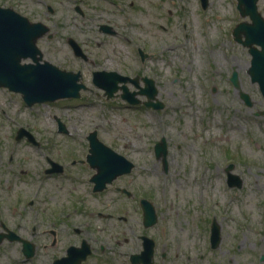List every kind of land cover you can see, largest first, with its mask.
Listing matches in <instances>:
<instances>
[{"label":"rangeland","instance_id":"obj_1","mask_svg":"<svg viewBox=\"0 0 264 264\" xmlns=\"http://www.w3.org/2000/svg\"><path fill=\"white\" fill-rule=\"evenodd\" d=\"M20 2L27 13L15 0H0L32 21L46 23L51 37L38 40L44 58L67 70L82 67L86 88L77 98L28 106L20 93L0 87L3 200L39 195L46 213L60 207L59 203L68 209L77 205L85 212L76 225L109 226L90 213L96 206L85 186L87 176L77 183L65 173L79 166L71 160L85 158L86 136L96 130L106 145L142 164L134 175L151 196L158 225L168 228V246L173 245L168 251L170 264H233V260L264 264L260 260L264 255V98L247 73L248 47L232 36L239 21H250L239 15L236 0H208L205 9L199 7V0ZM258 9L264 14V1ZM102 24H109L113 33L104 32ZM69 37L89 61L73 56ZM139 48L154 53L145 64ZM95 69L153 78L158 89L153 100L160 101L162 108L132 105L120 95L107 98L92 82ZM233 71L238 88L230 78ZM126 85L138 90L132 83ZM239 89L248 93L250 105L241 99ZM58 121L65 125V132L58 130ZM21 127L34 142L26 136L15 139ZM162 136L165 154L156 158L154 145ZM47 157L61 164L64 173H46ZM228 163L233 164L229 170L238 176L239 187L227 186ZM100 200L127 218L124 223L115 217L110 225L121 230L130 224L137 231L141 228V215L131 207L133 202L112 196V189L101 194ZM213 218L220 232L216 248L210 247L209 230L204 228ZM136 243H130V251L136 250ZM125 248L109 249L114 260L123 257Z\"/></svg>","mask_w":264,"mask_h":264},{"label":"flooded vegetation","instance_id":"obj_2","mask_svg":"<svg viewBox=\"0 0 264 264\" xmlns=\"http://www.w3.org/2000/svg\"><path fill=\"white\" fill-rule=\"evenodd\" d=\"M261 1L264 0H257V7ZM15 2L16 6H22V9H25L26 13L28 12L27 7L20 0H15ZM207 5L208 0L207 3L199 0L201 9H205ZM10 6L13 7L14 5ZM13 9L18 11L14 7ZM76 9L82 13L78 6ZM260 14L264 18V14L261 11ZM106 25L108 30L113 33L109 24ZM69 48L74 57L85 62L89 61L90 58L88 56L86 57L83 54L76 56L70 46ZM151 55L144 51L140 52L141 63L145 64L146 59ZM42 57L44 58L43 52ZM81 70L82 67L77 68V71L81 72ZM94 71H97V69L92 70V73ZM138 76L137 87L143 90L141 96L144 99L142 100H146L147 91H154L156 96L158 89L155 80L145 74ZM88 150L87 148L84 153L85 158ZM123 155L132 162L131 170L118 175L100 190H96L94 183L91 181L96 170L89 165L85 158L71 160L72 165L77 162L79 166L72 170L68 168L65 172L70 179L76 180L75 182L77 183L84 181L87 176L85 186L90 189L89 194H91L96 206V209L90 213L97 218L105 219L109 225L107 227L94 229L86 228L88 227L86 225L84 227L76 225L75 222L79 220V215L82 216L83 212H85L77 205H71V210L59 203L60 207L46 213L44 207H40V203L43 200L39 195H15L13 200L7 201L0 196V264H156L157 261L170 264L168 251L173 250V245L168 246V228L162 226V223L158 225V212L154 203L149 199L151 196L144 191L141 183L134 175L136 169L142 164L137 159L129 157L126 153ZM155 157L159 158L156 154ZM52 161L54 160L47 157V162L50 165ZM59 165V171L61 172L58 171L56 173H64L61 164ZM76 169L81 170L76 171ZM108 189H112V196L117 194L118 197H125L128 201L133 202L131 207L134 206V210H139L141 228L138 231L134 224L126 225L127 228L125 227L123 230L110 225L115 220V217L124 223L127 222V218L122 215H116L114 209L109 210L108 205L110 203L108 202L106 204L107 207H104L103 201L100 200V195L108 191ZM79 200L82 199L79 198ZM79 200L76 199L77 204L80 202ZM4 202L6 203L4 204ZM149 202L152 203L153 207L149 205ZM153 209L156 211L154 217L151 216V210L153 211ZM210 223L207 222L208 227L205 224L204 228L210 230ZM163 238L164 240L160 241ZM130 243L137 244L138 247L135 251H130ZM160 244L162 245L159 248ZM115 245L126 247L121 252L123 257L117 261L111 256L113 251L109 250H115ZM231 262L238 264V260Z\"/></svg>","mask_w":264,"mask_h":264},{"label":"water","instance_id":"obj_3","mask_svg":"<svg viewBox=\"0 0 264 264\" xmlns=\"http://www.w3.org/2000/svg\"><path fill=\"white\" fill-rule=\"evenodd\" d=\"M255 2L256 0H237L241 15L248 14L252 23L241 22L237 24L233 34L237 40H240V34H243L244 39L241 42L249 46V52L252 56L248 73L252 81H258L264 96V21L256 11ZM47 30L48 27L41 22H29L27 18L11 8L0 7V87H7L9 90L20 92L28 105L58 98L79 97L80 89L85 88V85L79 81V72L60 69L47 60L39 61L42 54L36 45V40ZM70 42L76 53H81L77 43L72 39ZM253 44L260 45L262 49L257 50L252 46ZM28 57L32 59V62H21L22 59ZM93 75L94 83L105 89L107 97L113 96L120 87L123 89L122 98L132 103L139 101L135 97L136 91L129 92L125 85H117L118 81L125 82L130 78L122 76L116 71H95ZM231 80L234 85L238 86V77L235 71L231 75ZM132 81L136 82L135 79ZM138 92L141 93L143 90ZM153 95L154 91H148L149 98ZM240 95L246 103H250L249 95L246 92H240ZM146 104H151V101L146 102ZM152 105L155 107L162 106L161 103H153ZM59 129L66 131L65 126L60 122ZM24 133L32 139V136L23 128L18 130L16 138H20ZM87 139L89 141L87 160L97 171L92 177L96 183L95 187L103 185L106 180H112L116 175L125 173L130 169L131 163L99 140L96 130L90 131ZM156 152L165 154L164 137L156 144ZM53 170H57V168L52 167L47 171ZM151 216L154 217L152 210ZM211 241L213 247L218 244V228H214Z\"/></svg>","mask_w":264,"mask_h":264},{"label":"bare ground","instance_id":"obj_4","mask_svg":"<svg viewBox=\"0 0 264 264\" xmlns=\"http://www.w3.org/2000/svg\"><path fill=\"white\" fill-rule=\"evenodd\" d=\"M240 67H241V65H240ZM242 67H245V65H242Z\"/></svg>","mask_w":264,"mask_h":264}]
</instances>
